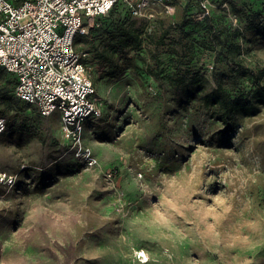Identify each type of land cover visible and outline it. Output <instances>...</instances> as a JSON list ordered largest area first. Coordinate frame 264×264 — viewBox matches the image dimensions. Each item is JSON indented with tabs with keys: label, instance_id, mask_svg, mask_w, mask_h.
<instances>
[{
	"label": "rangeland",
	"instance_id": "rangeland-1",
	"mask_svg": "<svg viewBox=\"0 0 264 264\" xmlns=\"http://www.w3.org/2000/svg\"><path fill=\"white\" fill-rule=\"evenodd\" d=\"M211 1L148 21L156 37L114 70L98 33L133 18L123 3L78 35L104 100L84 129L100 168L75 160L59 111L19 99L11 72L0 82V171L18 174L0 183V264H264V0ZM219 82L258 111L206 105L197 88Z\"/></svg>",
	"mask_w": 264,
	"mask_h": 264
},
{
	"label": "built area",
	"instance_id": "built-area-1",
	"mask_svg": "<svg viewBox=\"0 0 264 264\" xmlns=\"http://www.w3.org/2000/svg\"><path fill=\"white\" fill-rule=\"evenodd\" d=\"M207 14L211 0H193ZM189 0H0V70L15 75L16 96L34 105L43 116L59 111L63 135L85 168L101 167L96 152L85 142L86 123L103 117L87 53L76 38L88 35L96 18L123 3L134 17L153 19L174 13ZM230 15L231 9L227 2ZM7 120L0 117V134ZM113 171L105 172L109 179ZM17 173L0 171V183L13 186Z\"/></svg>",
	"mask_w": 264,
	"mask_h": 264
},
{
	"label": "trees",
	"instance_id": "trees-1",
	"mask_svg": "<svg viewBox=\"0 0 264 264\" xmlns=\"http://www.w3.org/2000/svg\"><path fill=\"white\" fill-rule=\"evenodd\" d=\"M194 5H197V3L194 2L193 0H189V2L184 6V8H189ZM117 6L118 5L114 6L111 10H113L114 8H117ZM126 11L129 13L126 15L133 16L132 14H130L127 8H126ZM138 18L139 17H134V16L133 18H130V17H125L124 19L120 18L115 24H113L111 30L99 28L100 30V33H98L100 35L98 37L99 38V43H98L99 56L102 57V60L106 64L110 65L109 67L111 70H114L115 68L119 67L117 59L119 55L125 52V50L127 51L128 48H136V49L140 48L146 37H148V39L150 40L156 37L155 32L147 31L148 30L147 28L149 26L148 21L150 22L151 20L150 19L147 20L146 18H143L140 20V23H138L139 22ZM252 27H257V26H252ZM260 33H262V31ZM78 39H79V36H77L76 41H78ZM240 50H241L240 45L237 46L235 44L234 45L232 44L227 48V53L228 55H231V57L238 56L241 54ZM126 59L128 60L129 58H126ZM126 67L127 66H125L124 68ZM9 73L10 72L6 70H3V69L0 70V82L4 80V78H6L7 80ZM197 91L203 92L202 98L206 105H209V106L219 105V107L223 109L225 112L231 113L233 115H235L236 113H242L244 115H253L259 109L257 102L264 103V86H262L258 90L257 94H255L254 96L257 99L256 100L257 102L248 101V100L232 99L228 95L227 90L224 87L222 82H219L217 84V87L215 89H212L211 91L206 90L205 84L202 86H199L197 88ZM3 99L4 101L6 100L7 103L9 104H11L13 101L6 94L3 95ZM26 103L29 105H32L29 102H26ZM0 117H5L7 120L6 116L0 115ZM7 127H8V120H7ZM6 130L7 128L5 129V131ZM50 169L51 168H48V171Z\"/></svg>",
	"mask_w": 264,
	"mask_h": 264
},
{
	"label": "bare ground",
	"instance_id": "bare-ground-1",
	"mask_svg": "<svg viewBox=\"0 0 264 264\" xmlns=\"http://www.w3.org/2000/svg\"><path fill=\"white\" fill-rule=\"evenodd\" d=\"M142 253H143V255H146V253L144 251Z\"/></svg>",
	"mask_w": 264,
	"mask_h": 264
},
{
	"label": "snow or ice",
	"instance_id": "snow-or-ice-1",
	"mask_svg": "<svg viewBox=\"0 0 264 264\" xmlns=\"http://www.w3.org/2000/svg\"><path fill=\"white\" fill-rule=\"evenodd\" d=\"M141 255H143V253H141Z\"/></svg>",
	"mask_w": 264,
	"mask_h": 264
}]
</instances>
